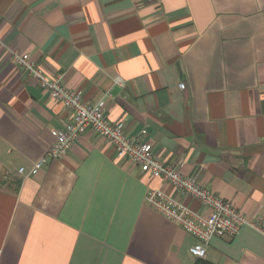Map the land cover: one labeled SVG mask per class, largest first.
<instances>
[{"label":"crops","instance_id":"obj_1","mask_svg":"<svg viewBox=\"0 0 264 264\" xmlns=\"http://www.w3.org/2000/svg\"><path fill=\"white\" fill-rule=\"evenodd\" d=\"M17 53L106 101L129 137L147 130L164 164L247 224L194 260L198 240L146 197L209 211L93 131L31 174L72 112ZM0 264H264V0H0Z\"/></svg>","mask_w":264,"mask_h":264},{"label":"built area","instance_id":"obj_2","mask_svg":"<svg viewBox=\"0 0 264 264\" xmlns=\"http://www.w3.org/2000/svg\"><path fill=\"white\" fill-rule=\"evenodd\" d=\"M13 60L24 72L35 78L40 88L52 99L61 102L72 112L68 124L62 129L52 130L56 141L47 155L36 163L31 174H36L49 159H63L82 135L93 131L110 143L117 159H127L142 172L163 179L184 195L199 201L204 209L209 211L208 217L198 215L181 201L170 198L159 190H150L146 197L147 204L155 212L182 227L198 240L190 249L194 260L206 259L207 246L213 238H234L242 226L247 224L243 213L232 203L218 197L211 189L203 187L197 177L184 176L180 171L183 163L179 166L164 164L155 155L147 130H142L139 137L134 139L126 134L125 123H112L107 115L106 101L98 105L86 103L76 92L64 85L61 76L49 77L27 54L17 53ZM185 88L186 86L181 84V89ZM20 173L23 174L24 169H21Z\"/></svg>","mask_w":264,"mask_h":264}]
</instances>
